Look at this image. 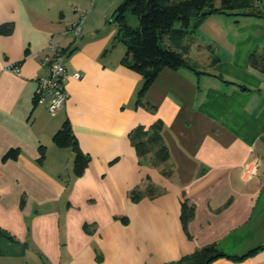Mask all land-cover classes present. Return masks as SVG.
Wrapping results in <instances>:
<instances>
[{
	"label": "crops",
	"instance_id": "1",
	"mask_svg": "<svg viewBox=\"0 0 264 264\" xmlns=\"http://www.w3.org/2000/svg\"><path fill=\"white\" fill-rule=\"evenodd\" d=\"M119 3L0 0V26L10 24L0 27V264H167L206 246L230 256L208 264H264V74L247 58L264 51V0L256 14L191 17L178 44L163 37L197 71L161 68L143 97L152 111L137 104L142 76L121 62ZM50 41L81 75L53 115L34 101ZM66 119L86 159L79 174L73 148L52 141ZM158 121L168 175L142 164L129 138Z\"/></svg>",
	"mask_w": 264,
	"mask_h": 264
},
{
	"label": "trees",
	"instance_id": "2",
	"mask_svg": "<svg viewBox=\"0 0 264 264\" xmlns=\"http://www.w3.org/2000/svg\"><path fill=\"white\" fill-rule=\"evenodd\" d=\"M216 2V0H121V3L110 13V18L117 27L116 39L125 46L121 62L140 74L143 79L142 85L139 87L137 104L148 110H153V107L143 97L161 68L179 69L185 67L197 71L183 56L182 51L169 46H161L160 42L163 37L178 44L179 40L190 32L191 17H201L213 12L256 14L257 12L253 9L258 7L260 0H218V5ZM132 18L136 22L134 25L129 23ZM176 24L179 26L175 27ZM9 25L3 24L0 27L3 31H7ZM247 58L249 68L264 74V51L254 49ZM240 86L244 87V85ZM160 131L161 122L158 121L149 128L137 126L129 137L139 158L146 153L147 149L153 148L154 165L162 163L168 158ZM52 141L59 147L71 146L73 148L75 152L74 170L79 174L85 167L86 159L77 149L67 119L54 133ZM43 153L44 149L41 148L40 159L43 158ZM16 154L17 149L11 148L4 154V158H14ZM161 173L168 175L169 171ZM139 194L141 193L135 192L132 193V196L137 198ZM181 210V219L185 221L189 218L192 209L183 207ZM224 256L230 257L215 246H206L176 264H208L213 259ZM231 258L240 259L242 257L231 256Z\"/></svg>",
	"mask_w": 264,
	"mask_h": 264
},
{
	"label": "built area",
	"instance_id": "3",
	"mask_svg": "<svg viewBox=\"0 0 264 264\" xmlns=\"http://www.w3.org/2000/svg\"><path fill=\"white\" fill-rule=\"evenodd\" d=\"M93 1V0H90ZM84 11L79 13L82 20ZM78 23H74L69 30L75 34L79 32ZM51 42V41H50ZM48 51L41 56L40 65L47 69L48 73L37 79V86L34 92L35 103L44 104L50 114L55 112L63 106V103L68 98V93L65 87L66 81L69 77L79 79L80 73L76 72L69 74L64 63V52L54 43H49ZM15 73H18V67L11 65L10 67ZM255 163H244L241 166L243 179H249L255 173Z\"/></svg>",
	"mask_w": 264,
	"mask_h": 264
},
{
	"label": "rangeland",
	"instance_id": "4",
	"mask_svg": "<svg viewBox=\"0 0 264 264\" xmlns=\"http://www.w3.org/2000/svg\"><path fill=\"white\" fill-rule=\"evenodd\" d=\"M216 1L218 2V0H216ZM255 9H256V7H255ZM129 23L130 24H133V25H134V23L136 24V22L134 21V18L130 19V22ZM177 26H179V25L176 24L175 27H177ZM190 35L194 36L193 34H190ZM190 35H188L187 39L189 40V42H190V40L192 41V45H193L192 47L193 48H196L197 46H199L198 45L199 43H201L204 46H206L204 48H210L209 45H206L207 44V39H206L207 38V35L203 36V38H204L203 41L200 39L199 36H194V39L195 38L197 39V40H194L193 37H191ZM212 49L216 50L215 48H212ZM191 72H193V71L191 70ZM153 153H154L153 148L152 149H147L146 150V153L141 156V158H140L141 161L140 162H142V164H144V165H146V166H148L150 168L156 169L159 172H162L163 171L164 173H166L168 171V168H167V166L163 165V162L162 163H159V164L156 163L155 165L153 164V163H155L154 162V154Z\"/></svg>",
	"mask_w": 264,
	"mask_h": 264
},
{
	"label": "water",
	"instance_id": "5",
	"mask_svg": "<svg viewBox=\"0 0 264 264\" xmlns=\"http://www.w3.org/2000/svg\"><path fill=\"white\" fill-rule=\"evenodd\" d=\"M167 264H176L175 262H170V263H167Z\"/></svg>",
	"mask_w": 264,
	"mask_h": 264
}]
</instances>
